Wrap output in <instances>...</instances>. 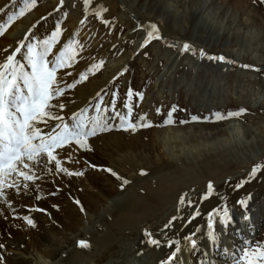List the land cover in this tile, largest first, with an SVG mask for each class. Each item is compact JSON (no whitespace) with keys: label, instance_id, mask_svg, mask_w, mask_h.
<instances>
[{"label":"rangeland","instance_id":"rangeland-1","mask_svg":"<svg viewBox=\"0 0 264 264\" xmlns=\"http://www.w3.org/2000/svg\"><path fill=\"white\" fill-rule=\"evenodd\" d=\"M165 1L166 0H118L119 3L116 7L112 9L111 7L108 8V5H105L107 9L104 10L101 7L102 2L101 4L100 2L96 3L97 0H90L87 8H85L83 0H64L63 5L57 2L54 7L50 5L48 8H45L43 10H46L45 13L31 23L30 27L33 26V23H35V27L30 34L37 39H43L46 35L50 34L55 23L60 21L62 28L61 41L63 39L64 41L62 42H66L67 39L73 38L78 41L79 45H82V50L80 48L77 49L78 54L76 62L67 69L70 75L63 77L65 83H71L73 78H77L79 72L86 70L91 63L99 60L104 61V64L99 70L94 73H89L88 79L81 81L76 86L78 87L81 84H85L91 76L97 74L99 77H105L104 79H106L97 91L92 94L89 93L88 101L83 104V107L92 105L88 111L89 115L95 112L94 105L98 102L96 100V94L99 92L100 95L103 96L101 110H103L105 105H107L109 109L108 113L105 114L106 117L114 115L113 105L115 112L127 115V109L124 105L130 104L132 107L131 119L133 122H136L141 114H145V119L152 122V126L137 128L135 132L115 127L112 131H126L128 135L130 132L134 135L137 134V132H146L152 127L169 126L170 124L165 125L163 121L167 118L168 112L173 108H175V110L172 112V119L174 121H185L184 123L179 122L180 124H187V122L200 123L201 121L214 122L217 124L228 119H241L243 123L249 124L250 130L253 132L252 135H250V144H246L245 146L240 144V148L236 149L234 152L230 151L220 155V153L217 152H223L225 149H217V151H209L198 156L191 155L190 159L193 162L192 166L203 174V180L207 182L208 170L219 168L223 173L226 172V176L234 174L229 178L224 177L220 183L214 185V194L206 198V201L205 199L203 200V202L210 204V206L204 208L200 212L201 216H198V219L205 216L206 210L209 207H220L222 204L228 206L233 219L235 215L245 214V209L241 208L236 201L240 198L248 199L247 212L249 215L254 214V217L252 216V223L254 224V220L259 223L257 230H253V232L250 233V229L253 228H249V224L246 228V234H248L249 238L247 242L234 243V240H232L233 238L229 236L225 237L226 244L229 246L232 243V246L229 248L232 247L231 250H235L234 252L237 253L245 246L256 247L258 245H264V152H262V147L257 145L258 142L255 141V139L262 140L264 143V59H261L259 63L252 62L253 59H251L255 53L262 54L261 58H263L264 55V3H261L260 0H169L171 3L170 6H166ZM49 2H51V0H37L35 7L27 10L23 16H17L13 23L26 17L42 4ZM24 3L25 0H7L3 3L0 7H4L5 5L8 7L3 13H0V24L7 21V16L11 13L12 8L14 12H18L19 9L24 6ZM130 4L132 5L130 13L135 17V13L137 12L138 17L142 19L141 21H143L144 24L148 25L151 22L156 23L158 21L157 23H160L162 27L166 25L167 31L165 32H170L167 35L164 34V32L160 33L164 34L169 39L175 38L176 35L184 38V31H187L190 28L189 26L194 23V41L192 42L195 44L192 46L197 49H204L206 53L211 55H223L225 59L231 60L232 63L227 62L229 64L228 66L223 69L219 68L217 63L207 62L205 61L206 58L198 59L192 52H183L180 51V48H175L174 46L180 44V42L175 39L170 42L172 44L165 43L162 39H153L149 45L143 49L140 47L137 49V46L143 40L142 36L143 32H145L144 29L133 24V22H131L133 19L132 17H130V22L129 19L122 21V17L118 15L120 11L124 10L123 7H130ZM176 10L179 16L185 20L187 19V22H185L186 24H184L185 30H180L178 28L179 25L175 22L174 11ZM97 12L101 14L97 15ZM193 12L195 15L203 14L205 16L206 14L208 18L205 17L204 20H201L200 17L198 20H194ZM139 15H148V18ZM41 17H44V19L41 20ZM158 17H160V19ZM105 21H107V23H105ZM206 21H209V25H206ZM13 23H11V25ZM11 25L8 27L10 28ZM8 27L6 28L7 30L9 29ZM135 27H138V29ZM141 27L143 26L141 25ZM6 29L4 33L7 31ZM159 30L161 31V28H159ZM235 33L241 37V43L243 42L242 45L240 42H234ZM2 35H0V38ZM66 35L67 39H64ZM243 37L248 41H243L245 40ZM217 42L220 45L224 44V46L222 45L221 47L226 49L228 45V48L232 50H212L207 48L208 43L210 45H217ZM249 42L250 44H247ZM84 45L87 47L85 48ZM240 45L242 46V53L239 57L234 51H236L235 48ZM256 45L258 46L256 47ZM91 46H94L93 50H96L93 53H90L88 50L92 49ZM248 48L249 50H247ZM256 49L259 52H255ZM164 51L172 54L170 59L167 57L165 58ZM81 53H84L85 58ZM145 53H147V55H145ZM172 62L173 64H171ZM205 65L209 67L214 66L215 69L219 68L222 71L219 74L215 71L210 74L211 76H208L209 74L204 69ZM242 65H250L251 67L244 68ZM75 68L78 70L74 71ZM257 69H259V71H257ZM63 71L64 70H60L61 73ZM114 76H116L115 80H113ZM200 80L205 83L208 82L206 85L207 87L205 86L204 89L210 90L211 92L216 91V98L209 103L210 107H207V109L205 105L201 103L202 100L199 97L200 93L204 91V89L202 90ZM129 89H131L133 93L131 99L127 96ZM261 89L263 91H261ZM74 90L75 88L66 89L62 97H59V100L74 98ZM112 93H116L114 100L111 96ZM138 93L142 94V97L137 95ZM157 108L160 109L159 114L156 112ZM240 108L246 109V112L238 117H227L229 111L235 112ZM216 112L222 113L226 118L215 120L213 114ZM247 112L252 114L247 116ZM192 116L200 117V119L193 121L191 120ZM204 117H209V119L205 120L203 119ZM114 121L118 124L119 118L116 117L115 119L108 120V122L112 124L115 123ZM255 134L257 138L255 136L253 137ZM149 135H151L150 132L142 135L143 142L137 141L145 145L144 141L148 142ZM133 141L135 140H132V142ZM132 142L131 140H126L125 143L131 144ZM249 146H252V149H249ZM230 147L237 148L239 145H232L226 149ZM104 157H106L105 154ZM98 162L106 164H98L92 161L91 164L101 165L103 168L95 169L92 167H85L84 170H82L85 180L87 181V179H90L87 183L99 184V182L104 181V177L116 179L111 173L103 169L113 168L112 170L119 174L120 169L123 167V164L116 160H112L114 167L111 166L113 165L111 162L103 158L98 160ZM255 164H260L262 167L254 178L248 179V173ZM156 165H159V163L157 162ZM79 166L81 167V164H79ZM71 171L75 172L72 169ZM93 171L99 173L94 174ZM39 175H41V173ZM45 175H50V173H45ZM54 176L57 177L53 181H51L50 177L46 178L47 187L45 189H39L38 196H41L40 198L45 200L43 203H45L47 208L56 204L59 206V210H71L73 207H69L70 204H76L75 201L79 200L76 198V193L81 192L80 184H72L77 176L72 175L63 178L61 175L58 176V174ZM241 179H244L245 183L241 188H235V184ZM78 181L79 180H75L74 182L76 183ZM28 184L29 188L27 190L24 189L25 191L23 190L22 192L23 194L30 193L29 195H33L36 189H34V187L38 184L36 181H30ZM57 187H59V191H56ZM217 191L220 193L218 194ZM53 192H55V195L51 194ZM33 197L36 199V196L33 195ZM50 199L53 202L49 203ZM253 203H256L254 207L252 205L249 206V204ZM77 205L80 206L81 204L79 203ZM191 209L192 206L189 207L188 205L182 209L184 218L190 217ZM30 217L34 221H39L37 216ZM44 221L45 220L40 219L39 223L46 224L43 223ZM218 223L217 217L215 225ZM242 225L246 226L245 224ZM197 226L202 229L204 223L199 222ZM233 226L234 225L230 223L227 228H222V232L226 233L225 230L229 231ZM226 235H228V233H226ZM198 236L202 237V232L198 234ZM226 244H223V246ZM233 246H235L236 249L233 248ZM216 260L217 264H232V259L230 261H225L217 258ZM194 263L193 260L190 262V264ZM205 264H207V262H205Z\"/></svg>","mask_w":264,"mask_h":264},{"label":"bare ground","instance_id":"bare-ground-1","mask_svg":"<svg viewBox=\"0 0 264 264\" xmlns=\"http://www.w3.org/2000/svg\"><path fill=\"white\" fill-rule=\"evenodd\" d=\"M6 1L7 0H0V6ZM57 2H59V0H51V2L39 6L21 20L19 19L17 22L15 21V23L12 22L13 24L11 27H8L9 29H6L7 31L0 38V59L5 55V49L10 52L12 48L16 46V42L24 38L31 23L45 13L46 10H43L50 5L54 7ZM98 2H100V4L102 2L101 7L104 10L107 9L105 5L113 9L119 3L118 0H97L96 3ZM170 4L169 0L165 1L166 6H170ZM123 9L124 10L118 13V15L122 17V21L129 19L130 22V17H132L133 19L131 22L137 26L142 25L145 31L147 25L138 17V13L135 11V18L130 13L132 5L130 4V7H123ZM12 12H14L13 8L11 9V13ZM174 12L175 22L179 25L178 28L180 30H185L184 24H186L185 22H187V19L185 20L179 16L177 10ZM192 14L194 20H198L200 17L201 20H204L205 17L208 18L206 14L205 16L203 14H198L199 16L195 15L194 12ZM139 16L148 18V15ZM158 18L160 19V17ZM137 19L140 20L141 24H139ZM157 22L155 24L158 28H161L160 32H164V34L167 35L170 31H168V33L165 32L167 31L166 25L162 27L160 23ZM205 23L209 25V21ZM33 25H35V23H33ZM194 26L195 24L193 23L189 26L190 28L187 31H184V38L178 37L177 35L175 36L174 39L180 42L179 45H182L184 42L190 43L191 45L195 44L192 42L194 41ZM135 28L138 29V27ZM234 37V42H240L242 45L243 42L241 43V37H239V35ZM64 39H67V35ZM246 40L247 39L243 41ZM62 41L64 40L62 39ZM142 42L143 40L139 45ZM247 44H250V42ZM179 45L175 46V48H179ZM222 45L224 46V44L220 45L219 43L217 45H210L208 43L207 48L230 51L231 48L229 49L228 45L226 49L221 47ZM241 45L235 48L236 51H234L239 57L242 53ZM257 46L258 45H256V47ZM84 47L86 48L87 46L84 45ZM93 47L92 49H88L90 53L96 51L93 50ZM247 50H249V48ZM164 52L165 58L167 57L170 59L172 54H169L167 51ZM255 52L259 51L256 49ZM81 55L85 58L84 53H81ZM193 55L198 59H203L199 57L198 52L195 54L193 53ZM261 56L262 54L255 53V55L252 56L253 58H251L253 59L252 62L259 63L261 59H264V55L263 58H261ZM225 60L226 61H211L206 59L205 61L217 63L218 67L223 69L229 65L227 62L231 61L229 59ZM171 64H173V62ZM219 68L215 69L214 66L209 67L205 65L204 69L209 74L208 76H211L210 74L215 71L219 74L222 71ZM77 70L78 69L75 68L74 71ZM104 78L99 77L98 74L91 76L88 82L85 83L86 85L81 84L75 87L73 91L74 98L68 99L64 97L65 99H62L67 105L62 113L65 120L70 118L71 112L83 108V104L89 99V93L92 94L97 91L106 80ZM200 82L203 90L208 82L205 83L201 80ZM199 97L202 100L201 103L205 105L207 109V107H210L209 103L216 98V91L211 92L210 90L204 89ZM249 114L252 113L246 115L249 116ZM179 122L180 121H174V123L164 127H152L146 132H137V134L134 135H132L131 132L128 135L126 131L119 132L117 130H109L89 138L91 146L90 151L80 150L74 143L65 145L62 149L56 150L60 154L58 158L61 159L62 166L67 167L70 171L71 169L77 171L84 170L85 167H91L92 161L98 164H106L98 162V160L102 158L106 161L108 160L111 164H113L112 160L120 161L123 167L120 169V173L117 174L129 181L128 184L124 185L123 190L120 189L121 180L104 177V181L99 182V184H90L87 183L90 179L86 181L84 175H81L79 178H75V180H79L76 183L72 178L74 180L72 184H80L81 186V192L76 193V198L79 199L81 205L79 206L77 203H72L69 206L73 207L72 209L70 208L71 210H57L49 206V208H47L45 203H43L45 200L42 198L34 199L33 195L36 197L38 195V191L35 189L36 187H34L35 191L33 190L34 194L32 192L33 195H29L30 193L23 194V183L20 184L19 193H17L16 189H5L6 196L11 200L12 204L11 208H9L7 204L0 200V213H2L0 214V243L5 245V248L0 250V255L4 256V264H159L170 252L166 241L168 239L180 238L181 244L183 245V236L194 231L199 222L204 223L200 247L198 250L191 252L183 250L180 254L183 258V264H190L192 260L195 262L194 264H201L202 259L204 262H207V264H217V258L230 261L232 259L230 253L235 250L232 251V247L229 248L232 246V243L228 246L225 237H232L234 243L239 241L245 242L248 234L245 232L242 233L240 227L242 224H250L251 226L254 214H248V221L242 219L244 214L235 215L236 217L234 216L231 222L234 226L232 230L230 229L231 232L228 233V235L222 232V228L224 229L223 226L219 223L216 225L214 224L215 230L220 234V244L216 247H213L206 238H203V234L206 233L207 230V213L214 208V206L209 207L206 210L205 216L202 218L198 219V216H195L189 219V217H183L182 209L187 206V203H185V205L179 209L180 218L177 221H173V226L164 229L163 225L171 216L178 215L177 205L179 197L182 194H186V199L190 197L194 201L191 205L192 209L190 210V214L197 209L201 212L204 208L210 206V204L200 199L201 194L207 188L205 187L207 186V181L203 180V174L192 166L193 162L190 159L191 155L198 156L209 151H217V149H225L223 152H217L220 153V155L230 151L234 152L236 149L240 148V144L243 146L250 144V135H252L253 132H251L249 124L243 123L241 119H228L217 124L206 121H201L200 123L187 122V124H180ZM115 124L117 123L115 122L114 125ZM149 132L151 135L148 136V142L144 141L145 145H142L139 142H143L142 135ZM254 136L256 137V134L253 135V137ZM126 140H131V142L132 140L135 141L130 144L125 143ZM255 141L258 142L257 145L262 147L263 150H261L264 152V143L262 140L255 139ZM232 145H239V147H230L231 149H226ZM248 148L252 149V146ZM69 153H71V159L67 158ZM104 154L106 157H104ZM157 162L159 165H156ZM79 164H81V167ZM50 166L52 173H55L54 165ZM111 166L114 167V164ZM207 172V180H211L214 185L220 183L224 177L229 178L231 175H234L231 174L226 176V172L223 173L219 168L208 170ZM93 173L97 174L99 172L93 171ZM36 174L40 176V172ZM55 174H58V176L61 175L62 178L65 177L63 173ZM54 175L44 174L40 180H36L39 189H45L47 187L46 178L50 177L51 181H53L57 177ZM57 183L60 184L58 181ZM206 200L207 199H205V201ZM50 202L53 201L50 199L49 203ZM251 205L254 207L256 203L249 204V206ZM81 206L83 207V211H81ZM37 207L46 209V211H37L35 210ZM216 208H219V206H216ZM13 209L15 211H13ZM24 215L37 216L39 221L43 219L45 220L43 223L46 224H40L37 220L35 221V227L29 226L21 218ZM199 216H201V214ZM254 223L257 222L254 220ZM257 227L258 225L255 224V230H257ZM144 229L150 230L156 238L161 240L160 246H152L145 243L146 238L144 236ZM249 232L251 233V231ZM237 238H239V241H235ZM81 239L87 240L90 247L83 248L78 246L77 241ZM223 244L227 246H223ZM225 247L229 249V254L225 253ZM233 248H235V246H233ZM215 256H217V258Z\"/></svg>","mask_w":264,"mask_h":264},{"label":"snow or ice","instance_id":"snow-or-ice-1","mask_svg":"<svg viewBox=\"0 0 264 264\" xmlns=\"http://www.w3.org/2000/svg\"><path fill=\"white\" fill-rule=\"evenodd\" d=\"M60 5L64 4V0H59ZM264 3V0H260ZM90 0H83L85 8L89 5ZM37 0H25L24 6L18 12L9 13L7 21L0 24V35L5 29L11 25L17 16H23L27 10L35 7ZM8 6L0 7V13H3ZM97 12V15H100ZM44 17H41L43 20ZM107 23V21H105ZM35 25L30 27L25 33L23 39L16 42V46L9 52L5 49V55L0 59V200L11 208V200L6 196L5 189H16L17 193L20 191V184L23 183V188H29L28 182H35L40 180L45 173L55 174L63 173L65 176H81L82 170L75 172L70 171L67 167L62 166L59 153L57 149H62L65 145L75 144L80 150L90 151L91 146L89 138L95 137L100 133L112 130L114 127L118 129L131 130L135 132L137 128L152 126L151 121L145 119V114H141L136 122L131 119L132 107L130 104H125L127 115H122L115 112L114 115H109L108 106L105 105L101 110V102L103 96L98 92L94 108L95 112L88 115V107L80 108L78 111L71 112L68 120H65L63 110L67 106L59 99L62 97L66 89H74L81 81L88 79L89 73H94L99 70L104 64L103 60L91 63L86 70L80 71L77 78H73L71 83H65L63 77L70 75L68 68L76 62L77 49L82 50V45L73 38L67 39L66 42L61 41L62 28L61 22L57 21L50 34L43 39H37L35 36L29 35L32 33ZM145 37L143 42L139 45L141 49L149 45L153 40L162 39L160 30L155 23H149L145 27ZM165 43H169L165 41ZM171 46V45H170ZM11 47V46H9ZM180 51L196 53L198 51L199 57L206 58L211 61H224L223 55H211L205 52L204 49L197 50L190 43L184 42L179 45ZM23 50V51H22ZM19 54V55H18ZM147 55V53H145ZM232 63V61H229ZM244 68L251 67L250 65H242ZM60 70H64L62 73ZM259 71V69H257ZM59 73V75H58ZM119 75V73H118ZM116 76L113 77V80ZM133 93L129 89L127 96L131 99ZM142 97V94L138 93ZM113 100L116 93L111 94ZM173 108L168 112L167 118L163 121L165 125L174 123L172 119ZM157 114L160 109H156ZM246 112V109L240 108L238 111H229L227 117H238ZM119 118L118 124L109 123V119ZM215 120H222L226 117L216 112L213 114ZM200 117L192 116L191 120L196 121ZM207 120L209 117H204ZM185 121H180L184 123ZM47 129V130H44ZM68 159H71V153L68 154ZM50 165H54L55 173H52ZM92 168L101 169V165H90ZM260 164H255L248 173V179L256 176L261 169ZM113 177L121 180L120 187L123 189L124 185L129 181L120 177L111 168L103 169ZM40 172L38 176L36 173ZM143 174V170H142ZM245 183L241 179L235 184V188L239 189ZM36 190L39 191V185H35ZM56 191H59L57 187ZM214 193V184L211 180L207 182L206 191H204L200 199L204 200ZM55 195V192L51 193ZM250 198V197H249ZM36 199H40L37 195ZM79 204V200L75 201ZM190 207L194 201L182 194L179 197L177 212L178 215H173L163 225L164 229L171 228L173 221H177L179 217V209L185 205ZM236 203L243 209L245 214L243 220L248 221L249 215L247 212L248 199L240 198ZM53 208L58 209V205L53 204ZM37 211H46V209L36 208ZM13 211H15L13 209ZM81 211L83 207L81 206ZM2 214V213H0ZM200 212L197 209L191 213L189 219L199 216ZM218 217L219 224L227 228L232 222V215L226 204H222L219 208H212L207 213L206 217V233L203 238H206L213 247L219 246L220 234L215 230L214 224ZM27 225L35 227V221L29 216L21 217ZM202 232L201 227L197 226L194 231L189 232L183 236V245L180 238L168 239L167 246L170 249L169 254L165 259H162L159 264H183V258L180 255L183 250L196 251L200 247L201 237L198 236ZM145 243L152 246H160L161 240L156 238L154 234L144 229ZM78 246L83 248L90 247L87 240L81 239L77 241ZM5 245L0 243V250L4 249ZM226 254H229V249L224 248ZM232 264H264V245L256 247L245 246L239 252H232ZM206 255V254H205ZM0 264H4V256L0 255ZM201 264H205L201 260Z\"/></svg>","mask_w":264,"mask_h":264}]
</instances>
